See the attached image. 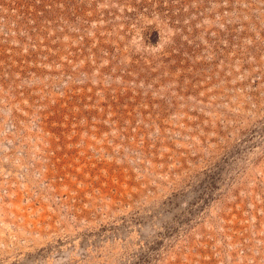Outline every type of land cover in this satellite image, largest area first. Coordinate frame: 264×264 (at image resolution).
<instances>
[{"label": "rangeland", "instance_id": "rangeland-1", "mask_svg": "<svg viewBox=\"0 0 264 264\" xmlns=\"http://www.w3.org/2000/svg\"><path fill=\"white\" fill-rule=\"evenodd\" d=\"M0 264H264V0H0Z\"/></svg>", "mask_w": 264, "mask_h": 264}, {"label": "clouds", "instance_id": "clouds-1", "mask_svg": "<svg viewBox=\"0 0 264 264\" xmlns=\"http://www.w3.org/2000/svg\"><path fill=\"white\" fill-rule=\"evenodd\" d=\"M158 30V29H157ZM159 32V31H158ZM160 37V36H159ZM160 43V39L158 41V43L155 45V46H152V47H156L158 44Z\"/></svg>", "mask_w": 264, "mask_h": 264}]
</instances>
